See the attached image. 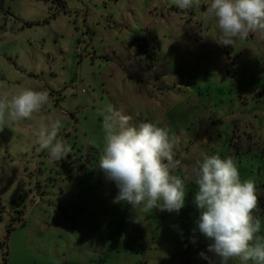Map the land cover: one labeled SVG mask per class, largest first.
<instances>
[{"label": "rangeland", "instance_id": "374dc122", "mask_svg": "<svg viewBox=\"0 0 264 264\" xmlns=\"http://www.w3.org/2000/svg\"><path fill=\"white\" fill-rule=\"evenodd\" d=\"M208 4L3 1L0 92L47 90L43 114L62 119L71 152L50 161L34 121L0 129V264H209L199 253L212 256L211 241L193 232L191 180L179 214L113 202L118 190L97 168L107 107L134 125L168 127L178 140L175 175H191L204 155L232 157L256 183L264 236V39L219 45Z\"/></svg>", "mask_w": 264, "mask_h": 264}, {"label": "clouds", "instance_id": "9594fccd", "mask_svg": "<svg viewBox=\"0 0 264 264\" xmlns=\"http://www.w3.org/2000/svg\"><path fill=\"white\" fill-rule=\"evenodd\" d=\"M181 11L200 7L201 0H167ZM214 18L219 29L216 42L233 46L250 35L264 39V0H209L204 13ZM50 101L47 90L31 87L18 92H0V129L23 121H34L30 129L41 151L50 161H60L71 152L61 130L59 116L43 110ZM122 110L107 107L102 112L103 148L98 169L117 188L114 203H126L146 215L153 209L179 214L185 206L186 181L195 183L194 205L199 210L196 229L211 241L199 256L209 264H264V236L258 235L261 220L254 215L259 207L257 186L242 179L232 157L204 155L183 176L173 174L180 165L174 151L178 142L170 129L158 122L130 123ZM139 220V219H138ZM195 243V238L192 239Z\"/></svg>", "mask_w": 264, "mask_h": 264}, {"label": "trees", "instance_id": "16d2710c", "mask_svg": "<svg viewBox=\"0 0 264 264\" xmlns=\"http://www.w3.org/2000/svg\"><path fill=\"white\" fill-rule=\"evenodd\" d=\"M3 1L4 0H0V11H3ZM262 209H264V202L262 201L261 202V206H260Z\"/></svg>", "mask_w": 264, "mask_h": 264}, {"label": "crops", "instance_id": "0c3cea01", "mask_svg": "<svg viewBox=\"0 0 264 264\" xmlns=\"http://www.w3.org/2000/svg\"><path fill=\"white\" fill-rule=\"evenodd\" d=\"M85 12L88 14V12H89V8L88 7L85 8Z\"/></svg>", "mask_w": 264, "mask_h": 264}]
</instances>
